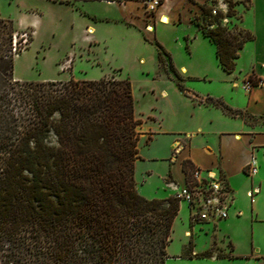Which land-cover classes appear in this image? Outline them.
Here are the masks:
<instances>
[{
    "label": "trees",
    "instance_id": "1",
    "mask_svg": "<svg viewBox=\"0 0 264 264\" xmlns=\"http://www.w3.org/2000/svg\"><path fill=\"white\" fill-rule=\"evenodd\" d=\"M227 4L226 15L235 16L236 3ZM201 9L211 17L207 23L191 21L230 73L253 36L222 25L221 12ZM17 36L0 17V264H164L179 200L149 199L135 189L141 120L130 82L16 80L14 56L32 39ZM155 46L183 91L170 56ZM207 100L235 112L220 99Z\"/></svg>",
    "mask_w": 264,
    "mask_h": 264
},
{
    "label": "rangeland",
    "instance_id": "2",
    "mask_svg": "<svg viewBox=\"0 0 264 264\" xmlns=\"http://www.w3.org/2000/svg\"><path fill=\"white\" fill-rule=\"evenodd\" d=\"M115 1L125 3L111 5L106 0H0V17L13 23L19 33L17 39L32 38L26 44L21 40L24 49L14 56L13 78L19 81L68 80L72 77L127 78L134 116L141 120L138 126L140 157L134 162L135 189L146 198L163 199L174 192L173 185L168 186L169 191L165 189L163 176L175 153L171 141L177 134L157 133L152 136L147 129L152 132L183 130L204 124L207 117H214V113L219 115L200 103L208 101L201 97L208 92L225 93L233 101L240 99L234 89L230 90L231 83H226V80L233 79V75L217 65L214 46L197 32L191 21L194 17L202 24L207 23L211 17L202 11L203 6L223 9L224 18L229 0H159L160 5L154 10L146 8L145 0ZM231 1L248 5L247 0ZM240 9L243 10L242 25L254 34V39L244 43L236 60L235 75L243 74L252 64L259 67L264 51L263 0H252L249 9L243 6ZM161 13L167 17L166 23L159 21ZM225 18L218 19L222 25L230 30L240 28L237 14L226 15ZM111 19L120 21H108ZM87 24L93 26L91 32L82 30ZM148 25L150 30L146 29ZM195 33H198L196 37ZM155 41L170 56L179 73L177 82L184 91H180L170 77L167 57L162 54L159 60ZM243 81V84L254 83L252 75ZM262 118L264 122V116ZM231 123L227 121V126L233 125ZM223 125L215 116L212 128ZM47 142L55 143L52 134L47 135ZM164 180L166 183L170 181L168 177ZM179 205L166 246L167 254L177 248L185 223L187 227H195L199 236H204L200 229L203 224L190 222L187 203L180 201ZM180 263L173 258L164 261V264Z\"/></svg>",
    "mask_w": 264,
    "mask_h": 264
},
{
    "label": "crops",
    "instance_id": "3",
    "mask_svg": "<svg viewBox=\"0 0 264 264\" xmlns=\"http://www.w3.org/2000/svg\"><path fill=\"white\" fill-rule=\"evenodd\" d=\"M247 1L248 5L242 2L236 3L234 9L239 17L240 28L249 31L242 25L243 10L240 9L242 6L245 9L251 7L252 0ZM116 2L123 1H112L111 5ZM162 15V13L159 14V16ZM89 27L93 30V26L89 24L82 30ZM195 27L202 35L196 25ZM198 33H195L194 37ZM252 36L250 40L254 39V34ZM202 37L208 40L205 36L202 35ZM210 43L214 46L212 42ZM243 46L238 51V57ZM238 57L235 59L234 70L228 73L233 75V79L226 80V83H231L230 90L234 89L240 99L233 101L222 92L217 94L208 92L201 96L220 99L235 112L226 111L209 101H199L204 107L213 109L219 114L214 113V117L206 118L204 124L208 126L200 123L193 125L194 128L191 126L183 130L152 132L147 129L152 136L157 133L180 135L179 137L174 136L171 141L172 147H175V153L170 158L168 170L163 176L166 190H170L169 185H182L189 171L193 167H198L222 175L232 196L226 218L216 222L202 223L200 229L204 231V236H199L195 227H187L185 223L177 248L171 251L166 258H173L176 262H181L180 264H198V262L201 264H264V122H262L264 116V51L259 59V67L255 68L252 64L251 68L241 75H235ZM250 75L253 76L254 83L251 89L246 91L243 88V79ZM258 80H262L260 85L256 84ZM215 116L225 125L212 128ZM227 121L232 122L233 125L227 126ZM250 157H253L256 162V170L253 174L246 171V164ZM175 168H177V174H175ZM165 177H168L170 181L166 183ZM203 252L207 254L202 255Z\"/></svg>",
    "mask_w": 264,
    "mask_h": 264
},
{
    "label": "built area",
    "instance_id": "4",
    "mask_svg": "<svg viewBox=\"0 0 264 264\" xmlns=\"http://www.w3.org/2000/svg\"><path fill=\"white\" fill-rule=\"evenodd\" d=\"M115 0H108L112 2ZM146 8L154 10L160 5L159 0H145ZM225 6V5H224ZM221 10V11H219ZM216 10L211 8V15H216L217 12H223V9ZM226 15H223L222 20H225ZM215 24H209L213 27ZM262 80H258L256 84L260 85ZM253 84L244 83V90L251 89ZM256 170V162L253 157H250L246 164V171L253 174ZM173 196L179 202L184 201L189 208V219L194 223L216 222L228 216V209L232 201L230 190L227 186L225 178L209 169H201L193 167L182 185H173Z\"/></svg>",
    "mask_w": 264,
    "mask_h": 264
},
{
    "label": "bare ground",
    "instance_id": "5",
    "mask_svg": "<svg viewBox=\"0 0 264 264\" xmlns=\"http://www.w3.org/2000/svg\"><path fill=\"white\" fill-rule=\"evenodd\" d=\"M106 1H108V0H106ZM159 21H161V22H163V23H166L167 22V17L165 16V15H162V16H159ZM147 30H150L151 29V27L150 26H147V28H146ZM87 31L88 32H91L92 31V28H87Z\"/></svg>",
    "mask_w": 264,
    "mask_h": 264
}]
</instances>
